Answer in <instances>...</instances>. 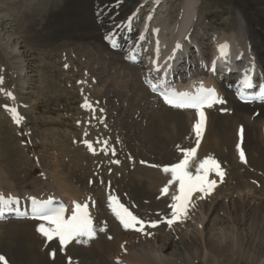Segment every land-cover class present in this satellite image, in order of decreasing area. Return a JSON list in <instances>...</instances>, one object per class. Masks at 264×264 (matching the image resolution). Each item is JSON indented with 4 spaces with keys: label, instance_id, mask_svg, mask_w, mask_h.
Listing matches in <instances>:
<instances>
[{
    "label": "rangeland",
    "instance_id": "rangeland-1",
    "mask_svg": "<svg viewBox=\"0 0 264 264\" xmlns=\"http://www.w3.org/2000/svg\"><path fill=\"white\" fill-rule=\"evenodd\" d=\"M13 1L7 0V6L19 7L21 5L20 3L18 4L16 0ZM185 1L186 0H160L161 4L159 7H157L158 5L153 4L152 0H135V2H131H134V4L129 3L126 12H123L121 17H119V21L121 23L126 21L128 16L131 26L127 31V36H130L133 44L130 42L131 45H129L124 51L119 49H108L106 45L104 46L102 44V38L99 41H96V44L92 43V41H85L79 38H75L77 40H73L72 43L71 41H64V39L60 38L62 37V35H68V32H70L71 29L76 32L77 29L68 28L63 32H58L56 31V29L42 30V26L46 23L44 20L48 18L47 16L44 17V19L43 17H38V19H42L44 22L40 27H36L35 31H33L29 29V26H31L32 24H28L30 22H28L22 15V13H24L25 11L21 6L19 11L16 10L18 12V16L16 15L15 18L13 17L14 20H20L19 22L21 24L19 26L18 21L12 22L11 19L10 21H8L7 19L6 21L2 20V23L0 24V41H2L0 42V73L2 74L0 75V136H2L3 143L0 144V157L1 160L3 159V162L7 161L11 166H13V161L16 160V151H18L16 149L20 145L19 150H21V152H19L18 159L22 157V163L24 166L22 165V168L20 167L21 169L18 170L19 175H17L16 178L17 181H14L17 190L16 192H19L21 195L22 191L28 194H36L37 192L50 189V185H52L53 180L57 175H59L60 178H66V181L68 183H73L77 187H86L85 190L87 189V187H92L94 191L100 184V176H102L101 184H103V186H107L108 180L106 179L112 177V179H118V170L130 174L133 173L134 175H136V173L139 174L141 172L139 169L141 167L140 160L144 158L145 160L158 163L160 157L163 158L166 155L164 161L166 162L165 164L169 163V165L167 166L179 163L182 159H184L182 155H184V152L189 148H195L196 150H199V148L201 147L200 145L202 144V138H204L202 141L203 144L205 139L206 146L209 144L210 153L214 151L213 140L215 128L213 126H215V123H212L216 122V120H218L219 118H235L233 111L229 107V104L232 100H234V102H236V100L233 96H231L232 94L230 95V93H228L227 89H225L224 93L221 96V101L223 102L218 103L214 108L210 110V112H208L209 117L215 121L210 122V127L206 128L208 132L205 130L201 133V138H199L198 143L199 145L196 143L197 138L195 136H193L195 140L193 139L192 141V129L189 130V133L192 132L191 134H183L179 137L181 139V144H178L180 145L175 146L172 144H168L160 151L161 156L157 158L156 154H150L149 152L145 151L142 146L140 147V144L138 142L137 135L139 130L148 124V118H150V116L153 115V112L155 111V107L152 102L154 100V97H150L153 96L154 93H152L148 89L151 85H153L152 82L160 74L159 70L166 67L167 64H169L168 67L170 69V72L177 77V81L179 80L180 83H185L190 80H196V78H199L200 76L205 77L209 80L213 79L212 76L210 77L209 75H205L204 72L206 71L205 69H207V65H205L206 63H208L207 59H211L212 53L215 52L216 43L221 42L228 37L230 38L231 34L233 35L236 33V29H241L243 25H247L248 28H250L249 30L245 28V33L248 36L247 37L245 35V38H248V42L250 40V44L247 42L248 51H250V53H254L252 51L253 48L255 51L253 55H257H255L254 57L252 56V60H246L244 58L243 62L237 63L235 68L239 69L243 66L244 68L248 69L254 68L256 76L259 75L262 68L263 74L261 76H264V60L262 59V56L257 53V50L261 52L264 51V48L262 47V43L264 40L255 41L252 37L256 35L255 33H253V27L254 30L261 32V25H256L255 27V24L259 23L260 21L257 16L258 14L256 15L255 12H250L251 14L247 13L246 17H248V20H246L245 24V20L242 18L240 20L239 17V14L241 15L242 10L237 9L238 7L235 6L233 0H195V14H193V22L191 24V27H189V29H191L188 31L189 33H187L181 40L183 41L186 50L179 53L177 60L172 61L171 63L166 62L167 59H163L161 55H159L160 53L157 51L159 45L156 44V36L152 37V29L153 27H156L160 21H166L168 27H171L172 30L175 29L176 26H178V24L180 23V19H182L183 17L182 14L184 12L183 8ZM241 1L244 3L243 0ZM37 3L38 2L34 3V6ZM16 11L12 10L13 13H16ZM118 13L119 12L117 8L111 7L107 12L98 14V23L96 22V25L98 26L99 23L103 24V21H107V29L111 28L110 24H112L113 22L111 21V19L112 17L117 16ZM153 17L155 18L154 22L152 20ZM147 20H150L148 26ZM39 31H41V33H39ZM162 36L166 42L172 41L174 37L172 31L168 29H165V32L162 33ZM186 37H189L188 40H186ZM137 38L139 40L138 43L140 44H136L135 49L139 54L138 56L140 62L137 65L133 66L127 61V55L129 50L134 47V42ZM24 40L26 41L24 42ZM119 40L124 41L125 37H120ZM27 42L33 45L32 52H30L31 50L29 51V48L25 47ZM17 43H19V45ZM16 44L18 45L17 48L13 49V47H16ZM84 44L87 45V47ZM98 44H102L104 46V49H107V51L104 52V54L101 56V62L103 63V66L100 64V61H96V59H94L93 61L90 59L88 61H85L82 58H76L75 54L78 52L72 54V56L70 54V61H67L64 58L62 59L63 56L61 57V51H66V53L69 54V51L74 49L75 47L76 50L77 47L84 51L86 50L88 54L91 51L90 55L94 57L97 53L95 46ZM70 45L75 46L74 48H72L73 46ZM52 46H56V49L54 48L53 50ZM155 48L157 52L155 51ZM11 49L14 50L12 54H10ZM101 49L103 48L101 47ZM16 54L17 56H15ZM183 54L185 55L186 59L183 58ZM12 55L14 57H20L21 60L18 59L20 60L18 61ZM105 59L107 60V62ZM179 59H181V61ZM92 64L95 66H93ZM98 65L101 67H99ZM104 67L106 68L104 69L106 70V72L102 73V71L100 70H103ZM134 68L135 70L138 69V72H136L138 73V75L140 73L139 78H142V81H140L143 87L146 88L147 93L149 92V94L146 95L147 97L149 96L148 100L139 98L137 94H135V90L131 91L129 89V85L127 84H124L125 88L121 87L123 86L122 81L124 79L122 78L121 81L120 76L123 77L124 73L127 75L129 70L135 72ZM92 69L93 71L98 70L95 72V74L97 75L96 81L98 83V86H101L102 92H99L98 90L99 94L102 93V95H109L108 97L105 96L109 100L107 101L106 99V101L108 102V106H105V102L100 103L98 100L91 98L88 92H93L95 91V88L97 89L98 87H91L94 86L91 83L92 75L90 76L91 72H93ZM121 71L123 74L121 73ZM219 73L223 74L224 71L220 70ZM88 77L91 81H89ZM115 78H119V83H114L113 80H115ZM233 80L234 78H230V85L233 84ZM86 81L87 83H90V85L88 84L89 86H86ZM228 83L229 80L227 81V83L221 84L225 85ZM128 84L131 83L128 82ZM103 86L105 88H103ZM98 89L100 88L98 87ZM127 89H129L130 91ZM110 91H114V93H111ZM127 91L130 93H128ZM85 101L97 105L96 107L99 114L95 115V113H86V111H83V105H85ZM109 104L111 106L110 109L113 108L112 110L109 109ZM115 107H119L121 109L118 108V112H115ZM11 108H15L19 116L22 117L19 124H17L13 120L12 113H10L9 111V109ZM128 110L132 113L137 112V115H133V122L132 120H130L131 117L129 118V116H127ZM246 111L250 112L247 115L251 117L250 119L252 121H249V126L246 125L247 122H244L246 126L242 127L253 128V126H261L264 129V117L261 116L264 114V109L255 108ZM239 113L240 115L243 114V112L242 114L241 112ZM255 122L257 125L255 124ZM70 126H74L76 130H71ZM184 138H187V140H183ZM189 139L191 142L189 141ZM245 140L246 136L244 137L243 141ZM105 141L107 142V144L104 143ZM85 142L92 143V147H94V149L99 147H101L102 149H99L94 153L89 149ZM244 144H246V141L244 142ZM105 149L107 150L105 151ZM181 150L183 153L181 152ZM253 151L254 150L251 149L250 152H248L249 156H252V158L257 154V152ZM231 158L233 159V157ZM78 160H80L84 166H81V162ZM116 161H118V163H116ZM74 163L78 165L77 168L75 167ZM86 164L87 167L85 166ZM245 167L238 169V174H244V172H246L243 180L241 179L239 181L240 174L239 176L236 174V176H233L236 178L231 177L232 179L230 178L229 180H226L227 178L225 176L223 181L220 183V186H218L217 184L215 187L217 189L214 188L215 191H217V194L210 199H204L207 201L205 203H208L209 201V204L214 202L215 205L213 206H216V204L220 205V209L217 210L211 218L212 221L216 219L218 220L215 221V226L211 225V223H208L207 225H205L206 230L203 231V241L210 238L215 242L217 246L213 253L210 251V253L208 252V260H204V258L197 256L194 252L193 244H191L196 241V231H199L195 219L199 218L198 214L200 213V208L197 209L196 207V209L194 208V210L190 212L189 218L186 219L188 223H178L179 230L177 231V228L175 227L173 228L171 226H166L162 219H160V221L163 223L159 222L158 217L161 214L156 217L162 210L156 209L161 206L164 207V204L158 206L156 202L158 201L157 199H153V197L152 199H148V197L144 195L143 197L139 196L138 198H135L136 196L133 193H128L126 190H120V192L122 193L120 194V196L124 198L125 203L128 204L131 210L135 214L137 213L136 215L140 218V220L144 222V230L143 232H141L142 234H138V231H133V229H125L121 227L119 223H116L119 224H114L115 226H113L114 234H116V236H112V234H110L113 238H116L113 239L111 237L110 239V235L108 239L105 237L106 240L110 241V243L113 239V245L111 244V248L113 247L112 252L106 248H102L99 245H96L98 247L96 248L97 250H95L94 248V251L96 252H93V254L90 253L91 255L88 254L86 258L82 257L83 251L79 252L78 254L71 251V254H69L70 248L72 246L74 247V242H70L69 244L64 246L63 249H61V247L59 246L58 238H54L53 241H48L45 237H43L39 238L40 240L37 241L39 243H37L39 246H37L36 252L41 253V256H43L44 259L38 254L35 255L40 256L41 259H43V262L41 264H126L122 259L116 258L118 254L120 255L119 251L121 252V249L124 246H126L125 248L130 251V247H132L137 242L136 248L139 249V251L142 250V247L147 249V245L152 243L157 248V240H155L154 235H152L154 234V232L151 231L152 233H148V229L150 228L151 223L155 222L157 224L158 222V224L160 225H165V234H169L171 237V241L173 242L170 246L168 245L169 247L166 251V254L170 257V259L175 260L177 264H185L183 263V258L185 257L193 260L191 264H252L248 260L242 259L239 256L240 252L248 249L253 250L254 253L262 258L264 262L263 253H259L257 251V248H262L264 252V239L262 242V239L260 237L248 235V233L245 232L247 230L243 231L244 228L240 230L241 232L243 231V234L241 232L240 234L236 231H233V227L230 225V222L225 223L221 220H226L227 217V215L223 214L224 212L222 211L221 207L224 206V209L228 210L229 206L231 207L234 202L237 204L248 203L247 205H250L248 210H253L260 204L264 205L263 183L258 179L259 177H261V174L252 167ZM83 168L84 170H82ZM222 169H224V171H228L230 168L225 165ZM74 170L77 171L78 178L80 177L84 179L82 181V184L77 183L76 180L74 181L72 180V178L69 179V177H66L68 173L72 174ZM116 173L117 175H115ZM138 177L141 179L140 176ZM236 179L238 181H236ZM84 181L86 183H84ZM94 182L96 184V187L93 186ZM241 183H243L244 185L242 186ZM119 188L120 187L118 186V189ZM214 189L212 192H214ZM166 199L167 197L164 198L163 201H165ZM99 202L101 203L100 209L98 210L100 212L102 211L103 207L106 209V206L102 207V205H105V203H103V200L101 198H99ZM194 203L197 205L195 201ZM165 208L170 209L169 203L165 205ZM103 214H100L102 216V218L100 219L102 221L104 219L105 222H103V224L107 226L109 222L110 225V221L113 220H111L110 216L108 217L107 214L105 217H103L105 215ZM241 215L244 216L243 213ZM248 217L249 216H247V218ZM105 219L108 221H106ZM17 222H19L18 224H20L19 220H13L12 218L0 221V256H3L6 259L7 264H31L28 260L27 255L30 253V251L27 250L28 248H30L28 247V242L32 241V239L30 236L29 238L22 235L24 234L23 231L25 229L21 230L22 233L20 232V230L18 233H15L16 235L13 233L12 230L14 229V226L18 225ZM220 223L222 225L225 224V227L221 228V226H218L220 225ZM246 224V228L249 229V218L248 221H246ZM110 226H107V228L109 229ZM118 226L120 227L118 228ZM138 226L140 227V225H137V227ZM27 227H29V232H31V234L33 232V236H38L36 229H34V226ZM2 228L4 230H2ZM116 228L120 230H117ZM7 229L10 232V235L8 234V231H6ZM5 231L7 232V234H5ZM224 231L232 238L234 237L235 239H240L242 241L239 246L240 249L235 248L234 245L229 246L220 241L219 238H221V234H223ZM131 233L133 237L131 236ZM133 234H136L137 236ZM143 238L148 240V244H143V242H140L141 240H144ZM20 239L22 242H19ZM159 240L161 241V238H159ZM23 243L26 244L24 248H22V246L24 245ZM140 243H142L143 245H140ZM160 243H163V241ZM200 248L203 249L204 246L201 245ZM32 249L34 250L33 246ZM21 250L24 254L21 252ZM53 252H55L54 258L51 255V253ZM24 255L26 256L24 257ZM195 257H197L198 259ZM0 264H2V262H0Z\"/></svg>",
    "mask_w": 264,
    "mask_h": 264
},
{
    "label": "bare ground",
    "instance_id": "bare-ground-1",
    "mask_svg": "<svg viewBox=\"0 0 264 264\" xmlns=\"http://www.w3.org/2000/svg\"><path fill=\"white\" fill-rule=\"evenodd\" d=\"M6 1L7 0H0V24L2 23V20L6 21V19L8 21H10V19H11L12 22L13 21H18L19 22L20 20H16V19L14 20L13 17L14 18L16 17V15L18 13L17 11H19L20 6H21V7H23V9L25 11L24 13H22V15L25 17V19L28 22H30L28 24H32L31 26H29V29H31L33 31H35L36 27H40L43 24L44 21L46 23H45V25L42 26V30H49V29H53L54 30V29H56V31H58V32H61V31L63 32L64 30H67L68 28H76L77 29L76 32L73 29H71V31L69 30L70 32L67 31L69 33L68 35H66V34L62 35V37H60V38L64 39V41H66V40L67 41H71V43L73 42V40L74 41L77 40L75 38H79V39L85 40V41L86 40L92 41V43H95V44H96V41H99L102 38V44L104 46L106 45V47L108 49H112L111 48L112 43H113L115 37H117L118 34H120V37L126 36L128 29H130V24H128L127 27L122 30V27L125 25V21L120 23V21H119L120 18L119 17H121L123 12H126L129 3H131L132 1L135 2V0H61V1H58V0H16L17 3L18 4L20 3L21 5L19 7H15V6H7L8 3ZM194 1L195 0H186L184 2V8H183L184 12L182 14L183 17H182V19H180L181 21L178 24V26H176L175 29L172 30L171 27H168V24H167L166 21L162 22L160 20L159 21L161 23L159 22V24L156 27H153V29L157 30V33H156V42L157 43L156 42L155 43L158 44L159 47H160V50H157V51L160 53L159 55H161V57L163 59H167L166 62L171 63L172 61L177 60V57H178L179 53H181L182 51L186 50V47H185L183 41H181V40L187 33H189L188 31L191 29V28L189 29V27H191V24L193 22V17H194L193 14H195V2ZM243 1H244V3L241 0H233L235 6L238 7L237 9H241L242 10L241 12L243 14L242 13H241V15L239 14L240 20H241V18L244 19L245 21L244 20L243 21L246 24V20H248V17H246L247 13L251 14L252 12H255L256 15L258 14L257 16H258V19H260V21H259V23L255 24V27H256V25H258V26L261 25V32L256 31V30H254V27L253 28L251 27L253 29V33L256 34V35L253 34L254 36H252V37H253V39L255 41L256 40H258V41L264 40V0H243ZM36 2H38V3L34 6V3H36ZM134 2L131 3V4H134ZM111 7L117 8L118 12H119L117 16L112 17L111 21H113V22H112V24H110L111 28L107 29L108 28V24L106 23L107 21H103V24L99 23L98 26H97L96 22L98 23V19H97L98 18V14L107 12ZM220 9H222V8H220ZM1 10H3V11H1ZM12 10H14V11L17 10V11H16V13H13ZM90 10H91V16H90ZM92 10H93V12H92ZM19 14H20V12H19ZM149 14H151V13H149ZM23 16H19V17H23ZM46 16L48 18L46 20H44V21L42 19H38V17H43V19H44V17H46ZM255 18H256V16H255ZM154 19L155 18L153 17V19H152L153 22L155 21ZM153 22H151V23H153ZM254 22H255V19H254ZM8 24H6V25H8ZM20 24L21 23L19 22L18 26ZM16 25H17V23H16ZM245 28L247 30L250 29V28H248L247 25H243L241 27V29H239V28L236 29V33L233 34V35L231 34L230 38L228 37L225 40H222L221 42L216 43V45H215L216 50H218V51L222 50L223 52H226L228 55L224 56V57H219L218 52L215 51V52L212 53L211 61L214 60V59H217V61L218 60L221 61V62L228 61L230 64H233L240 57H244V58H247L249 60L250 59L252 60V56L254 57L257 54L253 55L255 53V51L252 48V46H251V48H252V51L254 53H252V52L250 53V51H248V43L250 44V40L248 42V38H245L247 36L246 33H245L246 32ZM165 29H168V30L172 31V33L174 35L173 40L170 41V42H166L165 39L162 36V33L165 32ZM252 29H251V32H252ZM39 33H41V31H39ZM44 33H46V32H44ZM44 35H46V34H44ZM164 35H166V34H164ZM110 37H112V39L110 40L109 43H106L105 41L108 40ZM57 38H58V36H57ZM48 40H50V39H48ZM126 40L127 41L124 44L123 43H118V47L121 50H124L126 47H128L131 44L130 42H132L130 40V36H128ZM25 41L26 40H24V42ZM55 41H57V40H55ZM0 42H2V41H0ZM58 42H59V40H58ZM136 42H138V39H136L135 43ZM92 43H91V45H92ZM17 44L19 45V43H17ZM17 44H16V47H13V49L17 48V46H18ZM102 44H98V45L95 46V49H96L97 53L95 54L94 57H96V58H94V57H92V55H90L91 51L88 54V52L86 50L84 51V50H82V49H80L78 47H77V50H76L75 49L76 47L74 48L75 45L74 46L70 45V46H73L72 48H74V49L70 50L69 54L66 53V51H64V52L61 51V54H62L61 57L63 56L62 59L64 58L65 60L70 61L72 54H75L76 52H78V53L75 54L76 58L79 57V58H82L85 61H88L89 59L93 61L94 59H96V61H100V64L103 66V63L101 62V60H102L101 56L104 54V52L107 51V49L105 50L104 46ZM64 45H65V42H64ZM29 46H31V47H29ZM32 46H33L32 44L27 42L25 47L29 48V51L31 50L30 52H32ZM85 46L87 47V45H85ZM101 47L103 49H101ZM161 47H162V50H161ZM262 47L264 48V41L262 43ZM54 48L56 49V46L53 47V50H54ZM13 51L14 50L11 49L10 54H12ZM155 51H156V48H155ZM17 53H18V50H17ZM257 53L260 54V56H262V59L264 60V51L261 52V51L257 50ZM70 54H71V56H70ZM108 54H109V52H108ZM129 55H131L133 57H136V53L132 54L130 52L128 54V56ZM15 56H17V54ZM14 58L17 59V60L18 59L21 60L20 57H14ZM103 59H104V57H103ZM106 59H107V57H106ZM13 60H11V61H13ZM20 60H18V61H20ZM179 60L181 61V59H179ZM209 60L210 59H207V62ZM106 62H107V60H106ZM97 63H99V62H97ZM176 63H177V61H176ZM156 64H157V62H156ZM158 64H160V63H158ZM208 64H209V62L206 64L207 65V69H206V71L204 73H205V75H209L210 77L211 76L213 77L211 71L209 70V65ZM95 65H96V63H95ZM95 65H93V66H95ZM168 65L169 64H167V66L164 67L163 69L159 70L160 73L162 74V76H160L159 81L155 84L156 86L157 85H163L164 83H167L169 81L165 77V75L166 76L167 75H170V76L172 75L170 73V69H169ZM99 67H101V66H99ZM235 67L236 66L234 65L232 69H234ZM109 68H111V67H109ZM159 68H161V67H159ZM104 69H106V68L104 67L103 70H100V69L99 70L102 71V73H104V72H106V70H104ZM121 69H122V67H121ZM239 69H240V75L243 74L242 76L244 77L245 76L244 73H246V71H248V70L246 68H239ZM134 70H135V68H134ZM137 70L138 69H136L135 72L129 70L127 75L125 73L123 74L122 71H121V73L123 74V77L120 76L121 81H122V78L124 79L122 81L123 86H121V87L125 88L124 84H127V85H129V87H130L129 89L131 91L135 90V94H137V96L139 98H142L143 100H145V99L148 100L149 96L147 97L146 95L149 94V92L147 93L146 88L143 87V85L141 83L142 78L141 79L139 78L140 73L138 75V73H137L138 71ZM18 71H20V70H18ZM92 71H93V69H92ZM96 71H98V70H96ZM96 71H93L94 73L91 72V74H90V76L92 75L91 76L92 81L88 77L89 81H91V83L94 85V86H91L92 88L98 86V83L96 81V78H97L96 76L97 75L95 74ZM230 73H231V70H229L228 74H230ZM0 75H2V74L0 73ZM239 76H237L238 79L242 80V77L240 78ZM213 79L209 80V79H207L205 77H201L200 76L199 78H196V80H190L187 83H180L179 80H178V83H176V84L174 83V84H175V86H176V88L178 90H181V91L188 90V92H190V93H193V91L198 90L201 86H203V88H205V89L206 88H215V91H217V93H218L217 98H218V100H220L221 95L224 93L225 89H224L223 85H219V81L217 79H214V80ZM113 81H114L115 84L119 83L118 82L119 78H115V80H113ZM128 82L131 83V84H128ZM85 83H86V86L88 84L90 85V83H87V81ZM98 87L100 89H98ZM98 87H97V89L95 88V91H93V92L88 91L90 96H91V98H94V99L98 100L100 103L105 102V106H108V102L107 101H109V100L106 97H108L109 95L106 96V95H102V93L99 94V92L101 91V86H98ZM103 88H105V87L103 86ZM129 89H127V90H129ZM98 90H99V92H98ZM148 90L153 91V87H150ZM103 91H104V89H103ZM110 92L114 93V91H110ZM5 93H6V91H5ZM109 93H107V94H109ZM128 93H130V92H128ZM228 93H230V92L228 91ZM111 97H109V98H111ZM150 97H152V98L154 97V100L152 102L154 104L155 111L153 112V115H151L150 118H148L149 119V122L147 121L148 124L145 127L141 128L139 130V132H138L137 136H138V142L140 144V147L142 146L145 149V151L149 152L150 154H156V158H157V157L161 156L160 151L165 146H167L168 144H172V145H175V146L180 145L181 144V139L179 137L181 135H183V134L184 135H188L189 130H191V129L193 130L192 131L193 135H191L192 136V141H193V139H194L193 136L196 135L195 132H194V125L199 120L198 113L193 112V111H189V110H186V109L173 108V107H170L169 105L165 106L163 104L162 100L160 99V97H158L156 94H154L153 96H150ZM106 99H107V101H106ZM234 99L236 100V98H234ZM152 102H151V104H152ZM87 103H88V105H90V107H84L83 111H86V113H95V115L96 114L98 115L99 113H98V109L96 107L97 105L89 103V102H87ZM146 103H147V101H146ZM215 105L216 104L214 103V105L209 110H211ZM110 107L111 106L109 104V109H110ZM229 107L233 111V114L235 116L234 119H230V118H228V119L221 118L220 119L219 118L218 120H216V122L212 123V124L215 123V126H213L215 128V132L213 131L214 132V140H213V142H214V144H213L214 145V151L210 153L209 144L206 146V139H205L204 144H203L202 141H203L204 138H202V141H201L202 144L200 145L201 147L199 148V150H196L197 152H196L194 158L191 160V165H190L188 170L190 172H192L193 175H196V168L199 165V163L201 161L205 160L206 158H210L212 160H215L219 164L221 169L225 165H227V167L230 168L228 171H224V169H222L223 172H224V177L226 176V178H227L226 180H229L231 177L236 176V174L238 176L240 174V179H239V181H240L241 179L243 180L246 172H244V174H241V173L238 174V169H241V168H244L245 166H248V167H252L253 169L257 170L261 174V177H259L258 179L263 183V189H264V129L260 125H259L260 127H254L253 126V128L242 127V126L248 125L249 121L250 122L252 121L250 119L251 117L249 115H247L250 112L246 111V110H251V109H255V108H257V109L263 108L264 109V105H262V104L261 105H256V104L247 105V104L239 103V101H237V100H236V102H234V100H232L231 103L229 104ZM118 108L115 107V112H118ZM112 109H110V110H112ZM119 109H121V108H119ZM209 110H206V113ZM107 112H109V111H107ZM239 112H241V114L243 112V114L240 115ZM112 113H113V111H112ZM133 115H137V112L132 113L131 111L128 110L127 116H129V118L131 117L130 120L133 119ZM261 116L264 117V114L261 115ZM12 117H13V114H12ZM210 119L211 118L209 117V114H208L207 117H206V124H205L207 128L210 127V122L215 121V120H212V119L210 121ZM132 122H133V120H132ZM244 122L245 123L247 122L246 125L244 124ZM255 124H256V122H255ZM70 128L73 131L76 130V128L74 126H72V127L70 126ZM192 132H190L189 134H191ZM245 136H246V140H245L246 144H244L245 141H243ZM183 140H187V138H184ZM189 141H190V139H189ZM1 143H3L2 136H0V144ZM178 143H180V144H178ZM5 148H6V145H5ZM19 149H20V145L16 149L18 151H16L17 155H16V160L13 161V163H14L13 166H11L10 163H8L7 161L3 162V159L1 160V157H0V194H3L5 197H13V198L18 199L19 203H17V205L19 204V206L21 208H27V207L31 208L32 207V199L33 198L36 199L37 201H40V202H46V201H49V200L51 201L52 199H56V200L57 199H63L67 203V205L69 206V209H68L67 214H66V219L70 218L72 213H73V211L75 210L74 205H76V204L87 205V211H88V213H89V215H90V217H91V219L93 221L94 227L97 228V229L103 227L105 229V231H103V232L97 231L96 237L94 239L90 240L87 244H85V243H77L75 240L71 241L72 243L74 242V247L73 246L71 247L72 248L71 250H73L72 252L78 254L79 252L83 251V256L82 257L86 258V256L88 254L91 255L90 253L93 254V252H96V251H94V248H95V250H97L96 248H98L97 247L98 245L100 247L106 248V249H108V250H110L112 252V250H113V247L111 248V246L113 245L112 244V240L116 238V237L115 238L112 237V236H116V234H114L113 226H115L114 224H116V223H119L121 227H123V226L121 225L120 221L116 218V216L114 215V213L112 212V210L109 207V197L116 198V200L119 201V203L123 204L126 208H128V210L140 220V218L136 215L137 213L135 214L131 210V208L128 206V204L125 203L124 198H122L120 196V194H122L120 192V190H123V191L126 190L128 193L129 192L133 193L136 196L135 198H138L139 196L143 197V195L148 197V199H152V197H153V199H157L158 200V201H156L158 206L161 205V204L162 205L164 204V207L161 206V207L156 209V210H161L162 209L160 213L158 212L159 214L156 217H158L161 214L158 217L159 222L163 223V222L160 221V219H162L164 221V224L166 226H169L166 223V221H167V219L171 218V209L165 208V205L168 204V203H169V205L173 203L172 196L174 194H178L177 193L178 182H176V183L172 184L171 186H169V190H168L167 194L162 193V189H164L168 185V181L171 179V174L170 173L169 174H165L163 172V170H162L163 167L169 165V163L165 164L166 162L164 161V158H165L166 155L164 157L162 156L163 158L160 157V159L158 160L159 161L158 163H156V162L154 163V161L152 162V161H149V160H145V158L142 157L144 159L140 160L141 167L139 168L142 173L140 172L139 174L136 173V175H134L133 173L130 174V173L122 172V171L118 170L117 171L118 179H112L113 177L109 178V179H106V180H108L107 186H105V185L103 186V184H101L102 176H100L99 177L100 184H99V186H97V189H95L94 191H93L92 187L91 188L87 187V189H86L87 191H86L85 190L86 187L85 188H81L82 186L77 187L73 183H70V182L68 183L66 181V178H60L59 175H57L55 177V179L53 180L52 185H50V189L43 190L41 192H37L36 194H32V193L28 194V193L22 191V195H21L19 192H16L17 190H16V185H15V182H14V181H17L16 178H17V175H19L18 170H20L22 168L21 166L23 165L22 157H20L18 159L19 152H21V150H19ZM99 149H102V148L101 147L96 148L95 151H97ZM251 149L254 150L255 152H257L256 156L253 155L255 158L254 157L252 158V156L251 157L249 156L248 152H250ZM241 151L244 153V158H245L243 162L241 161V158H240V152ZM181 152H182V150H181ZM182 156L183 157L185 156V152H184V155H182ZM231 157H233V159ZM4 160H6V159H4ZM83 160H85V159H83ZM78 161H80V160H78ZM156 164H159V165H156ZM80 165L82 166L83 163L81 162ZM85 166L87 167V164ZM75 167L77 168L78 165L75 164ZM84 168L82 170H84ZM92 172H93V169H92ZM117 173L115 175H117ZM233 174H235V175H233ZM138 176H140L141 179ZM66 177H69V179L72 178V180H74V181L76 180V182L79 183V184H82V181L84 180L83 178H80V177L78 178L77 177V171H75V170H74V172H72V174L68 173L66 175ZM81 177H83V176H81ZM224 177H223V179H224ZM233 178H236V177H233ZM209 179L210 180H215L217 182L218 186H220V183H221L220 177L217 176L214 172H210ZM237 179H236V181H238ZM84 183H86V182L84 181ZM241 184H242V186L244 185L243 183H241ZM95 185L96 184L94 182L93 186L96 187ZM118 186L120 187L119 189H118ZM215 189H217V188H215ZM215 189H214V192H211L210 194H207V195H205L203 193H199V192L194 193L192 198H191V203L193 201H197V203H198L197 209L200 208L199 209L200 213L198 214L199 218L198 219L194 218L195 221H196V224L198 226L199 231L198 230L196 231L197 232V238L195 239V237H194V239L196 241L195 242L192 241L194 243H191V244H193L195 254L197 256L201 257V258H204V260H208L209 259L208 258V256H209L208 252L209 251L213 253L215 251V249L217 248L215 242L213 240H211L210 238L209 239H205L203 241V236H204L203 235V233H204L203 231L206 230V226L205 225H207L208 223H211V225L215 226L214 225L215 221H218L217 219L212 221L211 218L214 215V213L217 210L220 209V205L218 204L219 205L218 206L216 204V206H213V205H215L214 202L209 204V201H208V203H205L207 201L204 200V199H210L211 197L215 196L217 194V191H215ZM97 197L101 198L103 200V203H105V205L104 204L102 205V207L106 206V209L103 207V209H104V210L102 209L103 212L102 211H100V212L98 211L100 209V206H101L100 204L101 203L99 202V198H97ZM166 197H167V199L165 201H163V199L166 198ZM201 197H203V198H201ZM247 204L248 203H246V204H237V203L234 202L231 207L229 206V209L227 208L228 210H225L224 206L221 207L222 211L224 212L223 214L227 215L226 220H224V219H221V220L224 221L225 223L230 222V225L233 227V231H236V232L240 233L241 232L240 230L244 228L243 231L247 230L245 232H247L248 235L258 236V237H260L262 239L261 241L263 242V239H264V205L260 204V205L256 206L253 210L252 209L248 210L250 205H247ZM133 205H135V204H133ZM135 209H136V207H135ZM105 210H106V212H105ZM137 210H138V208H137ZM242 213L244 214V216L241 215ZM100 214L101 215L103 214L104 215L103 217H105L106 214H107L108 217L110 216L111 220H113V221H110V225L111 226L109 225V222L107 224L108 227L110 226L109 229L107 228L106 225L103 224L104 219H103V221L100 219V218H102V216ZM247 216H249L248 218H249V221H250V224H249V227H248L249 229L246 228V226H247L246 221H248ZM108 220H106V221H108ZM244 222H245V224H244ZM18 223L19 222H17V224ZM178 223L179 222L171 225V227L177 228V231H178L179 230ZM182 223L186 224V223H188V221L184 220ZM241 223H243V224H241ZM40 224H44V223L33 222V221L32 222L31 221H20V224H18L17 226H14V229L12 230L13 233L15 234V233H18L19 230L21 232L22 229H25L26 231L24 230L23 231L24 234H22V235L27 236V237H29V236L31 237L32 241H29V240H31V239H29L28 240L29 241L28 242L29 246L27 244V246L30 247L27 250V251H30V253L27 254V255H28V260H29V262L31 264H41L43 262V259H44L43 256H41V253L36 252L37 251V246H39L38 245L39 243L37 241L40 240L39 238H43L44 237L37 230L38 227L40 226ZM119 224H116V225H119ZM157 224H158V222H157ZM20 225H22V226H20ZM44 225H45V227H54L53 225H49V224H44ZM165 225L158 224L156 227H151L150 226V228H151V229L149 228L150 231L148 229V233L154 232V234H152V235H154L155 240H157L156 241L158 243V246L156 245L157 248L152 243L153 246H152V244H149V245H147L148 246L147 249L142 247V250H141L142 252H141V251H139V249L136 248L137 242L136 243L134 242L135 244L132 243L134 245L132 247H130L131 248L130 251L125 248L126 246H124L121 249L122 253L119 251L120 255L119 254H118V256H116L117 254L115 255L116 258L122 259L124 261V263H126V264H177L175 262V260L170 259V257L166 254V251L168 250V247L173 242L171 241L170 235L169 234H165V229H166ZM27 226H34V229H36L38 236H36V237L33 236L32 235L33 232L31 234V232H29V227H27ZM120 226H118V228ZM218 226H221V228H223V227H225V224L222 225L220 223V225H218ZM2 230H4V229L2 228ZM117 230H120V229H117ZM143 230H144V227H143ZM6 231H8V229ZM124 231H125V229H124ZM124 231H121V232H124ZM243 231L241 232L242 234H243ZM34 232H35V230H34ZM121 232H119V233H121ZM144 232H146V231H144ZM9 233L10 232L8 231V234ZM127 233H129V232H127ZM139 233L142 234L141 232H138V234ZM5 234H7V232ZM110 234H112V236ZM136 234H133V235H136ZM109 235H110V237L113 238L111 240V243H110V241L106 240V238L107 239L109 238ZM131 236H132V233H131ZM159 238H161V241L159 240ZM21 239L19 240V242L21 241ZM78 239L84 240V239H87V237H79ZM127 239H128V237H127ZM143 239L144 240H141L140 242H143V244H146V243L148 244V240H146L145 238H143ZM219 239H220V241L224 242L226 245H229V246H231V245L233 246L234 245V247L237 248V249H240L239 246L242 243V241L240 239L237 240L234 237L232 238L225 231L223 232V234H221V238H219ZM131 240H133V239H131ZM105 241H107V242H105ZM115 241H118V240H115ZM162 241H163V243H160ZM130 243H131V241H130ZM143 244L140 243V245H143ZM140 245H138V246H140ZM199 245L200 246L203 245L204 248L203 249L200 248ZM25 246H26V244H24L22 246V248H24ZM32 246H33L34 250L32 249ZM150 246H152V247H150ZM189 246H191V245H189ZM153 247H155V248H153ZM257 251L259 253H263V255H264V252H263L262 248H257ZM21 252L23 253L22 250H21ZM127 252H128V254H127ZM35 254L40 255L43 259H41L40 256H37ZM25 256L26 255H24V257ZM239 256L242 259L248 260L252 264H264L262 258H260L256 253H254L253 250H250V249L240 252ZM26 258H25V260H26ZM195 258H197V257H195ZM183 259H184L183 263H185V264H191L193 262L192 259L187 258V257H185ZM28 260H27V262H28Z\"/></svg>",
    "mask_w": 264,
    "mask_h": 264
},
{
    "label": "snow or ice",
    "instance_id": "snow-or-ice-1",
    "mask_svg": "<svg viewBox=\"0 0 264 264\" xmlns=\"http://www.w3.org/2000/svg\"><path fill=\"white\" fill-rule=\"evenodd\" d=\"M245 84L250 86L246 80ZM153 90L156 91L157 86L153 85ZM165 102L176 108H191L198 112L199 120L194 125V132L197 136V144L199 143V137L201 136L205 117L203 108L205 106L211 107L214 103H222L218 100L213 89H205L201 86L195 95L187 92L177 93L174 90H165L163 92ZM248 99H261L264 100V92H261L258 97H249ZM84 107H90L87 101ZM13 114L14 121L19 124L22 117L19 116L15 108L9 109ZM89 149L95 153V149L90 142H85ZM107 144V142H104ZM239 147V146H238ZM107 149H105L106 151ZM114 151V150H113ZM196 149L192 148L185 151L184 159L179 163L171 166L163 167L165 174H171V179L168 181V185L162 189V193L167 194L169 186L178 182L177 193L172 196L173 203L169 205L171 209V218L167 219L166 223L171 226L177 222H183L188 217V212L194 205L191 203V198L194 193H203L205 195L210 194L216 187L217 182L209 179L210 172H214L223 181L224 172L220 168L219 164L210 158H206L201 161L196 168V175H193L188 169L191 165V160L195 156ZM241 161H244V153L240 152ZM118 163V161H116ZM143 163V162H142ZM203 198V197H201ZM19 203L18 199L13 197H5L0 194V218H3L4 214L8 211H12V205ZM51 201L40 202L36 199H32V211L36 219L47 221L49 225L54 227H45L44 224H40L38 231L46 237L48 241H53L54 238H58L59 246L63 249L64 246L75 240L77 243L87 244L90 240L96 237L97 231L103 232V227L97 229L93 225V221L87 211V205L77 204L70 218H64V208L51 207ZM109 207L120 221L121 225L125 229H133L138 232H143L144 222L139 220L133 215L128 208L119 203L114 197H109ZM140 225V227H137ZM151 227H156L155 222L150 224ZM79 237H87V239L80 240ZM111 238V237H110ZM55 256V252L51 253ZM0 262L7 264L6 259L0 256Z\"/></svg>",
    "mask_w": 264,
    "mask_h": 264
}]
</instances>
